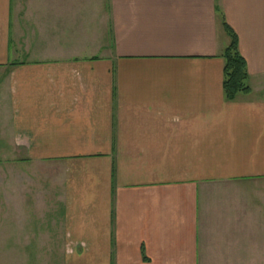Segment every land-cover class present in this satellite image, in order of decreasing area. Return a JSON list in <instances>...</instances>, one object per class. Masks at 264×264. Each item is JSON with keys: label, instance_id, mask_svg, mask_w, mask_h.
<instances>
[{"label": "crops", "instance_id": "0c3cea01", "mask_svg": "<svg viewBox=\"0 0 264 264\" xmlns=\"http://www.w3.org/2000/svg\"><path fill=\"white\" fill-rule=\"evenodd\" d=\"M0 160L51 170L0 183L3 254L264 264V0H0Z\"/></svg>", "mask_w": 264, "mask_h": 264}, {"label": "rangeland", "instance_id": "374dc122", "mask_svg": "<svg viewBox=\"0 0 264 264\" xmlns=\"http://www.w3.org/2000/svg\"><path fill=\"white\" fill-rule=\"evenodd\" d=\"M33 171L34 170L31 169L27 170L26 173L22 171L19 174L18 169L13 164L5 162V160H0V183L16 182L24 184H49V181L51 179V170L48 165L39 167L35 170V173ZM45 188L43 190H45ZM46 199H49V197H47ZM38 210L39 211H37V213L42 214L43 222H47L48 220H50V216H53L52 214L54 213L53 208L45 206L43 202ZM59 235L60 234L54 233V238L52 239L42 238L40 240L41 245L40 241H37V247L31 245L28 249H26V254L18 255L3 254L2 251H4V249H2V243L0 239V264H62L63 255H61L59 251Z\"/></svg>", "mask_w": 264, "mask_h": 264}, {"label": "trees", "instance_id": "16d2710c", "mask_svg": "<svg viewBox=\"0 0 264 264\" xmlns=\"http://www.w3.org/2000/svg\"><path fill=\"white\" fill-rule=\"evenodd\" d=\"M229 42L225 47L222 57L223 68V93L227 100H233L239 93H248L250 87L247 83L248 70L245 58L238 49L237 36L226 24H224Z\"/></svg>", "mask_w": 264, "mask_h": 264}]
</instances>
